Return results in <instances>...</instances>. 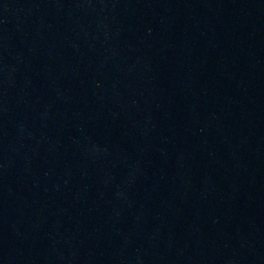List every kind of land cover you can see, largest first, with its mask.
I'll return each instance as SVG.
<instances>
[{
	"label": "water",
	"instance_id": "water-1",
	"mask_svg": "<svg viewBox=\"0 0 264 264\" xmlns=\"http://www.w3.org/2000/svg\"><path fill=\"white\" fill-rule=\"evenodd\" d=\"M0 264H264V0H0Z\"/></svg>",
	"mask_w": 264,
	"mask_h": 264
}]
</instances>
